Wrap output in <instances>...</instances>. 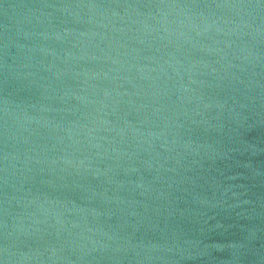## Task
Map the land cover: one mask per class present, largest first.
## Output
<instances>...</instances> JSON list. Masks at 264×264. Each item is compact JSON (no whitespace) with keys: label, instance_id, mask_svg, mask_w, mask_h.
Returning <instances> with one entry per match:
<instances>
[{"label":"water","instance_id":"95a60500","mask_svg":"<svg viewBox=\"0 0 264 264\" xmlns=\"http://www.w3.org/2000/svg\"><path fill=\"white\" fill-rule=\"evenodd\" d=\"M0 264H264V0H0Z\"/></svg>","mask_w":264,"mask_h":264}]
</instances>
